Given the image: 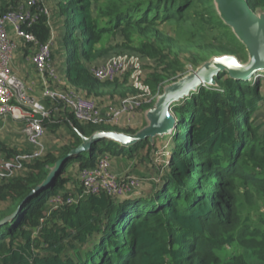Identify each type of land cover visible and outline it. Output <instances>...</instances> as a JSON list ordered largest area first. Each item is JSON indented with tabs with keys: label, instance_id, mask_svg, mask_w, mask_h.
<instances>
[{
	"label": "trees",
	"instance_id": "16d2710c",
	"mask_svg": "<svg viewBox=\"0 0 264 264\" xmlns=\"http://www.w3.org/2000/svg\"><path fill=\"white\" fill-rule=\"evenodd\" d=\"M247 3L254 11H264V0ZM36 6L0 0V14L32 13ZM38 7L41 13L25 30L44 44L64 29L51 44V59L62 56L64 79L96 99L105 94L115 102L113 95L127 94L114 84L117 79L100 83L87 65L105 52L103 39L117 33L121 46L159 56L161 63L168 57L154 41H159L158 26L163 24L173 29L167 45L189 51L200 47L207 52L204 59L245 50L216 14L212 0H48ZM175 65L173 74L153 73L148 81L151 95L175 81ZM214 79L215 86H200L172 106L177 125L170 135L169 164L162 171L156 168L158 178L150 181L149 189L124 198L105 191L84 193L78 177L65 175L71 166L78 173L92 168L102 157L132 158L144 148L148 157L155 146L149 139L130 147L99 141L68 158L54 184L27 201L51 167L81 143L80 134L90 136L110 125L77 120L63 101L41 98L47 111L40 116L45 133L63 129L68 142L44 146L35 155L32 144L0 139V172L7 175L0 180V221L21 210L0 227V264H264V137L253 117L259 86L232 79L227 72ZM154 100L141 99L135 108L144 110ZM111 126L125 133L137 130ZM18 160L21 168L9 175L5 163ZM55 196L76 201L54 207L50 200Z\"/></svg>",
	"mask_w": 264,
	"mask_h": 264
},
{
	"label": "rangeland",
	"instance_id": "374dc122",
	"mask_svg": "<svg viewBox=\"0 0 264 264\" xmlns=\"http://www.w3.org/2000/svg\"><path fill=\"white\" fill-rule=\"evenodd\" d=\"M35 2L36 4L37 3L38 4L37 6L36 4L34 5L36 7L33 8L31 14L33 15V17L36 18V15L41 13V10H42L41 8L38 7L39 3L48 4V0H36ZM51 6L52 7L54 6L53 3ZM158 29L160 31L159 36H157L159 41L155 40L154 43L156 42L155 45L157 46L159 45V48L160 46L163 48L164 54L168 57L166 63H161L159 56H148V55H145V54H142L137 51L121 46L120 44L122 42V36L119 33H117L113 35L110 39H103L104 43L102 47L103 49H105V52L97 56V58L87 62L88 69L90 71L89 73L91 74V76L93 77L91 71L95 65L105 61L109 57L121 55L123 53L135 54L139 57V60L141 63V70H142V75H141L142 84L147 85V86L149 84L148 81H150V78L152 77L153 73H155V71L165 76L168 74H173L170 72L173 70L172 64L175 63L176 64L175 67H179L178 72L174 74L175 75L174 77H176L175 78L176 80L182 77L183 75L193 72L198 65H200L202 62L208 59V57L204 59L207 52L200 47L189 51L186 49H182L181 47L183 46L178 45V44L173 45V46L167 45L168 43L167 38L173 36V33H172L173 29L171 26L167 24H163V25L158 26ZM63 30L64 29H59L56 35V38L50 37L48 42H51V44L53 43L55 44V41H57L62 36ZM10 36H11L12 41L14 42L13 59H16V67L18 68L17 71H14L12 69L11 71L17 81L18 93L23 94L25 97H27L28 101L38 102L40 101L39 99L41 98L38 99L37 96L39 95V93L42 92L44 81H42L41 74L39 73V71H37L34 68V65L32 63L33 57L38 53L35 47V44L28 43L25 40L15 37L12 34ZM242 52H238L237 54H233V55L236 56L241 63H244L247 60L245 58L247 57V53L245 50ZM61 59H62V56L55 58L54 60L51 59V62L49 64L50 68L51 69L53 68L52 70H54L55 77L50 78L47 75H44L43 79L45 80V83L47 86L57 91L64 92L68 89H76L72 87L68 83V81L64 79L63 77L64 72L63 70L60 69ZM259 74H260V77L256 79L253 77L252 79V81L258 83L259 95H260V99L258 101V107L254 111L253 117L255 119V124L260 126L259 134L261 135V137H264V73H259ZM103 82L104 81H100V83H103ZM113 82L114 84L117 83L116 85L120 86L122 90L125 93H127L125 94L126 96L121 97V98H120L121 93H117L113 95L115 96V98H117L115 102H111L113 98L112 96L109 97L108 95L105 96L104 94V96L102 97L99 96L98 99H96L94 98L93 95L89 94L86 90L81 89L80 87L79 89H77V91L80 92L86 98H89L93 101L95 100L100 101L105 106L104 111H108L110 108L119 109L118 106L122 105L123 100L133 97L138 92L136 94L132 93V89L134 90L135 88L133 86V82L130 81L128 77H123L122 79H117ZM142 112L143 110H140L137 108L132 109L131 107V109L128 108L127 110H124L122 113H120L121 116H119L118 118L119 119L118 124L121 127V129L123 128L139 129L142 123ZM114 120H116V118ZM15 126L19 127L17 125ZM15 126L10 127L11 129L10 132H13V130H15L16 133L13 132L14 136L22 135L24 140H22L23 139L22 138L21 141H19L20 144L22 145L30 144L26 141V138L22 132V126L20 127V129L16 128ZM104 127L112 131L118 130L117 127L111 126V125L104 126ZM6 133L7 132H5L4 129L0 130L1 140L5 139ZM10 142H14V140ZM42 142L45 147L65 144L68 142L66 131L63 129L62 130L60 129L51 134L47 132L45 133L44 131ZM170 142H171L170 135L162 137V138L156 137L153 141V143H155V146L151 150V152L148 153V157L146 156L148 150L147 148H144L138 154H135L132 158H129V157H118V158L115 157L114 159L111 157H110L111 159L108 158L110 164L112 165L111 167L114 173L117 175V177L129 178L130 180H133L134 185H135L133 190L131 189L129 191L128 189L123 195L120 196L121 198H124L127 195H131V193H134L133 191L135 190H137L135 192L137 193L141 190L149 189L150 181H153L154 179L158 178V174L156 173V168L162 171L163 169L166 168V166L170 162L169 161V156L171 152ZM53 172H51L50 176L52 175ZM65 176H68L72 180H78L76 178L78 177V169L75 168V166L74 167L71 166ZM68 183L72 185L71 180H69ZM78 184L79 182L77 183V185ZM1 207H2V203H0V208ZM243 253L248 254V251L244 250ZM250 261L252 263H255L253 259H250Z\"/></svg>",
	"mask_w": 264,
	"mask_h": 264
},
{
	"label": "built area",
	"instance_id": "2783aa9c",
	"mask_svg": "<svg viewBox=\"0 0 264 264\" xmlns=\"http://www.w3.org/2000/svg\"><path fill=\"white\" fill-rule=\"evenodd\" d=\"M35 1L25 0L28 6H34ZM33 20H35V17L28 11L10 10L0 14V118L10 117L21 124L26 141L37 148L35 155L40 154L44 149L42 142L44 128L41 125L40 116H46L47 111L40 101H28L27 97L18 93L17 81L11 71L14 53V42L11 39V34L28 43L35 44L38 53L36 52L37 54L33 57L32 63L34 68L41 74L42 81H44L41 92L42 98L63 101L77 120L96 125L105 123L119 126L120 113L128 108L138 107L141 99H145L147 102L153 99L154 96L151 95L149 87L142 84L139 57L129 53L109 57L95 65L91 71L93 77L99 81H113L128 77L133 82V86L138 93L129 99L123 100L122 107L118 106L119 109L110 108L111 110L104 111L105 107L100 108L95 101L86 98L75 89H68L63 92L47 86L43 76L55 77L54 70L49 65L51 62V42L39 43L31 33L25 30V27H29ZM115 118L116 120H114ZM20 158L25 159L26 156ZM20 166L19 160L14 164L5 163V169L9 171V175L14 169H20ZM111 166L108 158L102 157L98 160L96 166L80 170L78 179L84 193L97 194L100 191H105L115 196H121L128 189L130 191L135 187L133 180L117 177ZM5 176H7L5 173L0 172V180ZM75 201L76 198L72 196L66 199L55 196L51 198L50 203L56 207L62 203L72 204Z\"/></svg>",
	"mask_w": 264,
	"mask_h": 264
},
{
	"label": "water",
	"instance_id": "95a60500",
	"mask_svg": "<svg viewBox=\"0 0 264 264\" xmlns=\"http://www.w3.org/2000/svg\"><path fill=\"white\" fill-rule=\"evenodd\" d=\"M212 4L222 23L229 27L244 46L247 53L246 62L241 63L236 56L230 54L213 55L198 65L193 72L164 85L153 105L143 110L141 127L134 133L112 130H97L90 136L79 133L81 143L51 167L52 172L54 171L52 175H49L48 180L41 184L27 201L54 184L68 158L89 151L103 139L130 147L145 139L153 143L156 137L171 135L177 125L172 106L191 95L200 86H215L214 77L220 72H227L230 78L243 81H252L253 77L256 79L260 77L259 73H264V11H254L247 0H212ZM20 211L2 219L0 227L14 221Z\"/></svg>",
	"mask_w": 264,
	"mask_h": 264
},
{
	"label": "crops",
	"instance_id": "0c3cea01",
	"mask_svg": "<svg viewBox=\"0 0 264 264\" xmlns=\"http://www.w3.org/2000/svg\"><path fill=\"white\" fill-rule=\"evenodd\" d=\"M11 69L12 70H14V71H17L18 70V68L16 67V59H13L12 60V62H11ZM37 98L39 99V98H42V96H41V93H39V95L37 96ZM40 100V99H39ZM14 124V125H13ZM15 125H17V126H19V127H16ZM11 126H15L16 128H19L20 129V127H21V124L20 123H18L17 121H14L13 119H11L10 117H4V118H0V130L1 129H4V131L5 132H7L6 133V137H5V139L4 140H6V141H12V140H14V144H17V143H19V141H21V139L23 138L22 137V135H13L14 133L13 132H15L16 133V131L15 130H13V132H10V127ZM8 132H10V133H8ZM12 138V139H11ZM22 140H24V138L22 139ZM67 185V184H66Z\"/></svg>",
	"mask_w": 264,
	"mask_h": 264
}]
</instances>
